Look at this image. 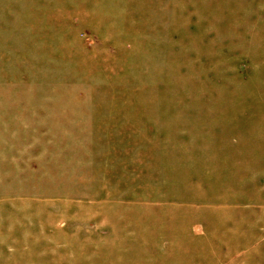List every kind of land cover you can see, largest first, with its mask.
I'll return each instance as SVG.
<instances>
[{
  "label": "rangeland",
  "instance_id": "obj_1",
  "mask_svg": "<svg viewBox=\"0 0 264 264\" xmlns=\"http://www.w3.org/2000/svg\"><path fill=\"white\" fill-rule=\"evenodd\" d=\"M0 264H264V0H0Z\"/></svg>",
  "mask_w": 264,
  "mask_h": 264
}]
</instances>
